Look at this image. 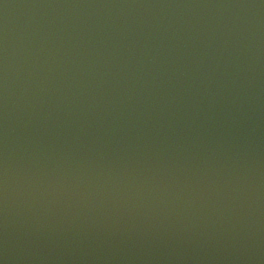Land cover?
Listing matches in <instances>:
<instances>
[{
    "label": "water",
    "instance_id": "obj_1",
    "mask_svg": "<svg viewBox=\"0 0 264 264\" xmlns=\"http://www.w3.org/2000/svg\"><path fill=\"white\" fill-rule=\"evenodd\" d=\"M0 264H264V0H0Z\"/></svg>",
    "mask_w": 264,
    "mask_h": 264
}]
</instances>
